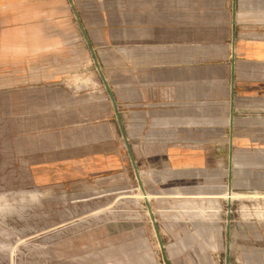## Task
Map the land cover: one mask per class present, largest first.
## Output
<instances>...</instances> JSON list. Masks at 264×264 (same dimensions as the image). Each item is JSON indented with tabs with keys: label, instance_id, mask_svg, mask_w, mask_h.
<instances>
[{
	"label": "crops",
	"instance_id": "crops-1",
	"mask_svg": "<svg viewBox=\"0 0 264 264\" xmlns=\"http://www.w3.org/2000/svg\"><path fill=\"white\" fill-rule=\"evenodd\" d=\"M3 30L32 107L48 125L82 127L47 136L82 192L91 177L128 179L120 136L135 173L111 91L150 193L214 205L264 193V0H0Z\"/></svg>",
	"mask_w": 264,
	"mask_h": 264
},
{
	"label": "rangeland",
	"instance_id": "rangeland-1",
	"mask_svg": "<svg viewBox=\"0 0 264 264\" xmlns=\"http://www.w3.org/2000/svg\"><path fill=\"white\" fill-rule=\"evenodd\" d=\"M7 33L0 31V264H264V193H232L230 205L181 204L144 187L146 201L121 136L115 151L128 179L110 187L91 177L82 192L79 168L47 152L56 146L48 135L82 127L48 125L46 111L32 107Z\"/></svg>",
	"mask_w": 264,
	"mask_h": 264
},
{
	"label": "water",
	"instance_id": "water-1",
	"mask_svg": "<svg viewBox=\"0 0 264 264\" xmlns=\"http://www.w3.org/2000/svg\"><path fill=\"white\" fill-rule=\"evenodd\" d=\"M99 69H100V68H99ZM104 82H105V84H106L107 89L110 91V88H109V86H108V84H107V82H106L105 79H104ZM110 95H111V99H112V101H113V103H114V106H115L116 114H117V116H118L119 125H120L121 131H122V133H123V135H124V139H125V141H126L127 149H128V151H129V153H130V155H131V158H132V161H133V165H134V168H135V172H136V175H137V179H138V182H139L140 188H141L142 192H146L145 189H144V185H143V182H142L141 175H140V173H139V171H138V169H137L136 161L134 160L133 155H132V152H131L130 143H129V141H128V138H127L126 135H125V131H124V128H123V124H122V120H121V117H120V113H119V110H118L117 104H116V102H115V100H114V96L112 95L111 91H110ZM153 221L155 222L154 219H153ZM155 228H156V226H155ZM156 229H157V228H156ZM158 237H159V234H158ZM159 241H160V247H161L162 250H163V249H164V245H163V243H162V241H161L160 238H159Z\"/></svg>",
	"mask_w": 264,
	"mask_h": 264
},
{
	"label": "bare ground",
	"instance_id": "bare-ground-1",
	"mask_svg": "<svg viewBox=\"0 0 264 264\" xmlns=\"http://www.w3.org/2000/svg\"><path fill=\"white\" fill-rule=\"evenodd\" d=\"M123 136H124V135H123ZM141 193L144 195L146 201H148L146 193H145V192H141ZM231 194H232V193H231ZM231 194L229 195V200L232 199V195H231Z\"/></svg>",
	"mask_w": 264,
	"mask_h": 264
}]
</instances>
